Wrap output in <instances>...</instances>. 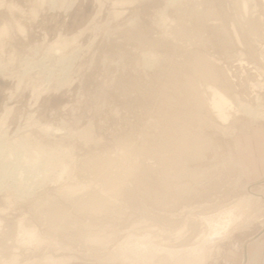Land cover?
<instances>
[{
  "label": "rangeland",
  "instance_id": "374dc122",
  "mask_svg": "<svg viewBox=\"0 0 264 264\" xmlns=\"http://www.w3.org/2000/svg\"><path fill=\"white\" fill-rule=\"evenodd\" d=\"M17 149L58 163L0 179V264H264V0H0V176Z\"/></svg>",
  "mask_w": 264,
  "mask_h": 264
},
{
  "label": "bare ground",
  "instance_id": "6f19581e",
  "mask_svg": "<svg viewBox=\"0 0 264 264\" xmlns=\"http://www.w3.org/2000/svg\"><path fill=\"white\" fill-rule=\"evenodd\" d=\"M60 46H62L61 49L64 48L63 45H58L55 48L56 49H60ZM55 53L58 54V52H55ZM208 72H209L208 74H209L210 78L215 79V75L211 74L210 70ZM205 86H207V85L205 84ZM205 86L203 85V87H205ZM200 87H202V86H200ZM207 88H209L210 92L208 93L207 96H205V98L203 97L202 101L199 104H201L202 107L205 106L212 113H214L215 117L216 116L218 117L217 119H220V120H222L224 122L227 121L228 118L230 117V111L233 110V108H234L233 101L231 100V98L229 97V95L225 91H223L221 89L209 87V86ZM207 88L204 89V90L206 91ZM207 92H208V90H207ZM239 104H242V103H239ZM239 106L243 110H247V112H248L247 114H250L253 117H255L257 115H260L258 113L257 109H255V110L251 109V108L247 107L246 105H239ZM202 142H203V140H202ZM202 145H203V143H202ZM23 146L25 147V145H23ZM235 149H236V146H235ZM20 150L21 149L13 150V151H11L9 153V155L7 154L8 156L3 158L5 162L12 164L13 168H12V170H11V172L9 174L1 175L0 176L1 180L13 177L14 176V172H17V174H19L20 172L25 171V172H28V174L32 175V179H33V176L36 174V178L33 179V184L32 185L30 184L31 185L30 187H33L34 185H36V184H38L39 182L42 181L43 176H45V174L51 169V167L56 166L57 163H58V160L55 158L54 155L53 156L49 155L48 157H45L46 159H43L44 157L42 159H40L39 157L37 158L35 154H36V152H38L40 154V150H37L35 152L33 151L34 154H32V152L31 153L21 152ZM236 151H237V149H236ZM42 152H44V151H42ZM42 152H41V154H42ZM44 153L47 154L46 152H44ZM235 154L233 155L234 162L233 161L232 162L235 163V165L237 167H239V169H240V162L238 160L237 152ZM42 156H44V155H42ZM228 157H230V156H228ZM240 177H241V175H240ZM255 195H256V198H259L260 196H261L260 198H262L261 193H256ZM232 218H235V220H237L236 219L237 218L236 215H234L232 211H229L226 220L224 222H222V228H226L227 225L231 224L232 223L231 222ZM177 233H175L174 235L176 236ZM96 237H98V236L96 235ZM151 238L152 237H151L150 234L145 235L144 238L140 240V242L139 241L136 242V244L137 245L139 244V246H141V248L135 250L134 253H133V249L126 250L125 251L126 252L125 257L127 259L131 258V256L133 254H135V252H136L139 256H141L142 258H145V259H147L149 261H151L154 258H156L157 252L159 253L161 250H158V249L157 250H152V249H150L149 246H147V244L142 243L143 241L151 239ZM94 241H96V240H94ZM199 242H200V239H199ZM140 244H143V246L140 245ZM188 248L189 249L185 248V251H182V252L178 251V250L164 249V251H167L168 254L165 257L162 258V261H164L165 264H194V263H198V262L199 263H203L201 261L202 259H204V252H205L204 251L203 242H202V244L198 243V245H196L194 247L191 246V248L190 247H188ZM153 249H155V248H153ZM182 250H184V249H182ZM216 250H217V248H216ZM11 260H15V259H11ZM166 262H168V263H166ZM10 264H13V262H11Z\"/></svg>",
  "mask_w": 264,
  "mask_h": 264
},
{
  "label": "crops",
  "instance_id": "0c3cea01",
  "mask_svg": "<svg viewBox=\"0 0 264 264\" xmlns=\"http://www.w3.org/2000/svg\"><path fill=\"white\" fill-rule=\"evenodd\" d=\"M244 135L245 136H238L236 140L237 143L236 149L238 151V160L240 162V169L242 168L241 170L243 172V175L259 176L263 173L260 172L255 162L253 163L249 161L251 158H254V154L252 153V149H251L252 137L247 136V134ZM244 256L245 258L243 261L244 264H246L247 261L246 251Z\"/></svg>",
  "mask_w": 264,
  "mask_h": 264
}]
</instances>
